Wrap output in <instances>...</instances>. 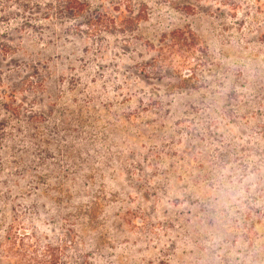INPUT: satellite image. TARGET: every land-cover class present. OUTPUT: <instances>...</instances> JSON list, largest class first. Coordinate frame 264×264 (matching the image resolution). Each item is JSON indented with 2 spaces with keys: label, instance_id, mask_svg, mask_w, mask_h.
<instances>
[{
  "label": "rangeland",
  "instance_id": "rangeland-1",
  "mask_svg": "<svg viewBox=\"0 0 264 264\" xmlns=\"http://www.w3.org/2000/svg\"><path fill=\"white\" fill-rule=\"evenodd\" d=\"M10 1L0 97L18 116L0 132V264H29L68 232L78 264H264V0H133L142 18L123 27L44 6L33 27L27 9L49 0ZM177 28L187 55L198 48L180 81L165 66L182 53L162 49Z\"/></svg>",
  "mask_w": 264,
  "mask_h": 264
},
{
  "label": "trees",
  "instance_id": "trees-1",
  "mask_svg": "<svg viewBox=\"0 0 264 264\" xmlns=\"http://www.w3.org/2000/svg\"><path fill=\"white\" fill-rule=\"evenodd\" d=\"M171 8H184L195 9L199 6L200 1H207L212 5L216 3L218 5H227L234 9L242 5V9L247 7V0H165ZM2 5L4 2L12 3L10 0H0ZM112 12H109L99 3V6L90 8L89 5L85 4L83 0H49L45 3H35L32 8H28V15H24L25 20H29L31 25L35 27L37 24L42 22V15H39L40 11L44 9L47 11L46 15H53L54 19L69 20L71 23H84L88 25L102 24V22H110L112 26L123 27L127 23L136 22L141 20V14L143 8L133 0H112ZM14 4V3H13ZM23 9H26L27 5L22 4ZM6 8V6H3ZM9 8V7H8ZM26 13V12H25ZM187 14H189L187 12ZM192 14V13H191ZM92 29V27H89ZM94 31V30H93ZM192 34L190 30L174 29L168 34H164L166 44L164 49L171 56L180 55L178 61H173L171 58L167 60L165 71H169L171 75L176 76V80H184L180 74L181 67L190 63V57L193 58L195 52L198 50L195 46L192 48V53H189V40ZM187 52V53H186ZM169 74V76H170ZM0 132H6V127L12 118H17V112L15 108L6 103L4 97H0ZM3 139V133L0 135V141ZM62 237V238H61ZM58 238L57 242L48 243L43 250L39 251L36 248L35 251L29 254V264H78L81 263L82 257L78 249V244L75 242L74 234L68 232L62 234ZM55 241V240H54ZM33 254V255H32Z\"/></svg>",
  "mask_w": 264,
  "mask_h": 264
}]
</instances>
